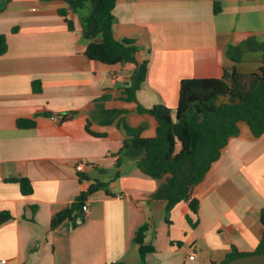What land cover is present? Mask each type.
<instances>
[{
  "label": "crops",
  "instance_id": "obj_1",
  "mask_svg": "<svg viewBox=\"0 0 264 264\" xmlns=\"http://www.w3.org/2000/svg\"><path fill=\"white\" fill-rule=\"evenodd\" d=\"M215 6L218 10L215 11ZM64 0H8L0 10V259L5 264H139L136 230L146 224L153 251L145 264H219L232 251L255 253L263 239L264 132L240 122L191 198L196 217L178 202L166 211L152 178L117 152L130 139L156 133L145 112L156 104L174 114L180 81L218 78L232 67L251 73L264 62V0H117L112 35L129 39L147 69L130 99L134 65L85 55L80 14H58ZM234 48L230 57L228 50ZM236 48V49H235ZM40 81L41 90L31 84ZM140 107L143 111H139ZM68 113L66 120H56ZM19 120L33 126L20 127ZM87 126V128H86ZM86 163L76 171L78 162ZM25 177L21 193L9 178ZM94 182L88 213L76 227L51 217ZM186 214L197 223L191 226ZM193 253V258L189 255Z\"/></svg>",
  "mask_w": 264,
  "mask_h": 264
},
{
  "label": "trees",
  "instance_id": "obj_2",
  "mask_svg": "<svg viewBox=\"0 0 264 264\" xmlns=\"http://www.w3.org/2000/svg\"><path fill=\"white\" fill-rule=\"evenodd\" d=\"M8 0H0V10ZM65 7L58 10L68 27L72 21L67 17L68 10L78 12L89 5L87 13L80 14L82 36L88 40L85 55L104 64L130 63L134 69L126 92L134 99V91L142 85L147 63L138 61L137 49L129 39L116 40L112 35L114 15L112 9L117 0H64ZM215 11L218 7L215 6ZM236 49V48H235ZM6 50L4 35L0 34V55ZM234 48L228 50V55ZM233 59V57H232ZM234 60V59H233ZM33 92L41 90L40 81L31 84ZM139 111H143L138 107ZM156 122V133L151 138H143L132 128H127L131 138L123 142L117 152L116 171L125 160H131L143 173L152 178L164 179L157 189L158 195L166 200V211L174 204L188 202L187 208L196 217L198 201L191 198L193 187L204 177L212 162L220 154L229 138L238 133L240 122L248 125L254 136L264 132V62L251 73H239L235 67L224 69L218 78H190L180 81L178 102L174 114L162 104L146 110ZM61 120L70 117L68 113L58 115ZM18 126H33L32 121L19 120ZM87 128V126H86ZM8 182L18 183L21 193L32 192L30 181L25 178H9ZM103 187L102 182L91 183L85 192L78 195L63 210L55 213L50 220V228L67 220L74 228L83 219L81 207L92 192ZM7 212H0V223L9 219ZM191 226L197 219L186 214ZM264 226V208L260 212ZM146 224L140 226L133 237L138 247L139 264H145V257L153 251L145 241ZM264 252L263 239L254 252ZM245 255L232 251L219 263ZM111 264H123L116 262Z\"/></svg>",
  "mask_w": 264,
  "mask_h": 264
},
{
  "label": "water",
  "instance_id": "obj_3",
  "mask_svg": "<svg viewBox=\"0 0 264 264\" xmlns=\"http://www.w3.org/2000/svg\"><path fill=\"white\" fill-rule=\"evenodd\" d=\"M224 264H264V252H255L234 257Z\"/></svg>",
  "mask_w": 264,
  "mask_h": 264
},
{
  "label": "built area",
  "instance_id": "obj_4",
  "mask_svg": "<svg viewBox=\"0 0 264 264\" xmlns=\"http://www.w3.org/2000/svg\"><path fill=\"white\" fill-rule=\"evenodd\" d=\"M52 118H55L56 120L61 119V117H59V116L52 117ZM85 165H86V163L84 161L78 162L77 165H76V167H75L76 168V171H78V172L79 171H83L84 168H85ZM81 211H82L83 214H87L88 213L89 210H88V203L87 202H85L82 205ZM189 258L190 259L193 258V253L189 255ZM5 263H6V260L5 259H0V264H5Z\"/></svg>",
  "mask_w": 264,
  "mask_h": 264
},
{
  "label": "rangeland",
  "instance_id": "obj_5",
  "mask_svg": "<svg viewBox=\"0 0 264 264\" xmlns=\"http://www.w3.org/2000/svg\"><path fill=\"white\" fill-rule=\"evenodd\" d=\"M88 7H89V5H86V7L84 9L78 11V14H85V13H87V8Z\"/></svg>",
  "mask_w": 264,
  "mask_h": 264
}]
</instances>
